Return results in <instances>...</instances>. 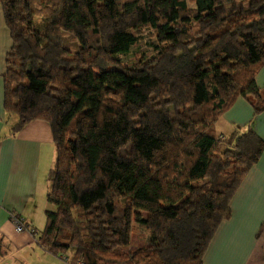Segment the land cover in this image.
Listing matches in <instances>:
<instances>
[{"label": "trees", "instance_id": "1", "mask_svg": "<svg viewBox=\"0 0 264 264\" xmlns=\"http://www.w3.org/2000/svg\"><path fill=\"white\" fill-rule=\"evenodd\" d=\"M11 38L3 108L46 122L55 158L37 243L77 264H203L259 161L222 136L238 98L264 112V0H0ZM151 51L124 67L141 31ZM138 230L151 236L133 248ZM4 246L0 245L1 251Z\"/></svg>", "mask_w": 264, "mask_h": 264}, {"label": "crops", "instance_id": "2", "mask_svg": "<svg viewBox=\"0 0 264 264\" xmlns=\"http://www.w3.org/2000/svg\"><path fill=\"white\" fill-rule=\"evenodd\" d=\"M0 6V264H71L70 255H54L37 243L45 226L47 177L55 158L50 126L40 120L19 131L16 116L3 108L5 57L11 48ZM264 86V66L255 76ZM252 128L264 141V112L254 116L251 106L238 98L216 122V132L228 136ZM231 218L220 224L205 254L203 264H264V150L242 181L230 202ZM11 216L20 218L29 230L17 231Z\"/></svg>", "mask_w": 264, "mask_h": 264}, {"label": "rangeland", "instance_id": "3", "mask_svg": "<svg viewBox=\"0 0 264 264\" xmlns=\"http://www.w3.org/2000/svg\"><path fill=\"white\" fill-rule=\"evenodd\" d=\"M151 41L149 32L146 29H142L139 43L132 48L128 55L118 56L121 64L124 67H131L134 61L142 59L145 53L151 51ZM131 240L133 242V248H140L148 246L151 243V236L145 231L138 230L132 234Z\"/></svg>", "mask_w": 264, "mask_h": 264}, {"label": "built area", "instance_id": "4", "mask_svg": "<svg viewBox=\"0 0 264 264\" xmlns=\"http://www.w3.org/2000/svg\"><path fill=\"white\" fill-rule=\"evenodd\" d=\"M11 221L15 225V228L17 231L29 230L30 232H33L31 229H28V227H26V225L24 224V222L20 218L15 217V216H11ZM77 264H82V263L77 262Z\"/></svg>", "mask_w": 264, "mask_h": 264}]
</instances>
